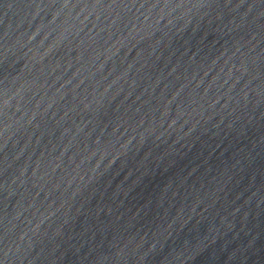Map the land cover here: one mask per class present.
I'll list each match as a JSON object with an SVG mask.
<instances>
[{
	"label": "water",
	"instance_id": "95a60500",
	"mask_svg": "<svg viewBox=\"0 0 264 264\" xmlns=\"http://www.w3.org/2000/svg\"><path fill=\"white\" fill-rule=\"evenodd\" d=\"M0 264H264V0H0Z\"/></svg>",
	"mask_w": 264,
	"mask_h": 264
}]
</instances>
